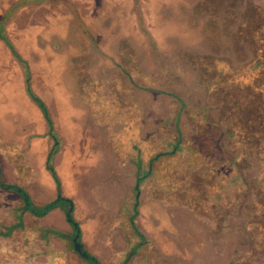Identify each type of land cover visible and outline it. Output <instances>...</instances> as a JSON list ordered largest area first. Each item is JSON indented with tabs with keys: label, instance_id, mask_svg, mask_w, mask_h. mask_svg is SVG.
I'll return each instance as SVG.
<instances>
[{
	"label": "rangeland",
	"instance_id": "374dc122",
	"mask_svg": "<svg viewBox=\"0 0 264 264\" xmlns=\"http://www.w3.org/2000/svg\"><path fill=\"white\" fill-rule=\"evenodd\" d=\"M257 5L264 8V0H0V41L5 45V35L24 59L28 41L35 39L44 45L46 37L63 36L49 31L55 25L51 19L57 16H71L72 26L79 30L82 27L85 38L94 34L95 39L106 42V36L113 35V39L107 37L109 43L115 44L108 53L105 47L101 48L103 54L79 47L80 51H90L88 57L101 56L115 62L114 72L109 67V73L103 64H95L97 94L85 101L93 106V115L99 121H114L116 157L108 161H102L97 151L88 146L82 130L71 126L74 111L69 105H75L77 99L70 95L63 100V91L77 88L78 79L62 80L60 77L66 71H62L64 65L58 61L43 73L39 61L44 56L33 53L30 57L32 93H41L42 89L46 96L55 94L47 96L50 105H60L56 113L65 116L73 135L66 137L67 143L59 151L55 164L51 156L52 167L64 185L59 182V188L43 191L36 176L29 183L32 196L25 193L38 211L62 194L74 209L78 207L83 217L76 223L80 239L84 238L83 248L99 264L120 263V256L129 247L126 238L130 224L126 222L138 219L132 213L129 220L130 213L123 209L136 176L144 172L138 171L136 156L128 153L131 144L126 137L131 135L123 128L124 119L130 122L135 135L146 142L148 151H165L170 140L177 136V127L186 148L187 159L183 162L174 160L168 164L164 160V165L154 164V176L142 187L137 203L139 223L134 227L142 233L144 248L152 256L151 263L146 259L148 264H264V168L259 166L264 161L263 95L255 97L253 103L243 96L241 101L226 102L225 108L212 107L208 114L211 123L205 119L203 109L204 87L212 76L224 68L232 69L254 60L259 47L255 32L246 28L245 18ZM28 31L32 41L26 35ZM83 36L72 44L82 46ZM127 38L132 40L131 45L126 43ZM135 44L142 47H132ZM4 45L0 98L13 101L20 98L17 90L13 91L20 87L16 77L21 71ZM62 53L60 48L58 54ZM8 57L11 61L7 63ZM214 59H219V63L212 64ZM208 61L210 64H205ZM208 67L211 73L204 78ZM107 77H111L108 82ZM250 88L240 89L241 94L252 93ZM128 92L131 114L130 105L123 99L114 104V100ZM174 94L184 99L189 108L179 109ZM36 106L41 119L47 122L44 111ZM255 108L259 113L254 112ZM177 109L180 116L176 124ZM0 157L5 159L3 154ZM2 162L7 168L10 161ZM11 163L14 168L24 167V180L30 177L29 164L23 158L12 159ZM7 171L6 180L25 183L19 175L12 176L11 168ZM43 178L45 182L48 180ZM19 188L24 190L21 185ZM6 197L0 194V216L5 215V220L12 222L15 197ZM65 209L59 204L51 209L56 211L35 217L37 226L39 223L65 238L73 235ZM35 222L27 226L36 225ZM12 240H0V264H15L16 257L19 264H27L23 258L32 255L34 247L29 244L24 248ZM12 242L19 244L20 251L12 249ZM146 254L142 249L136 253L140 264L145 262L142 258Z\"/></svg>",
	"mask_w": 264,
	"mask_h": 264
},
{
	"label": "crops",
	"instance_id": "0c3cea01",
	"mask_svg": "<svg viewBox=\"0 0 264 264\" xmlns=\"http://www.w3.org/2000/svg\"><path fill=\"white\" fill-rule=\"evenodd\" d=\"M94 4V2L92 3ZM90 4V6L92 5ZM50 22H55L54 27H50V32H54L52 34H59L63 33V36L59 34V36H51L46 37V43L44 45H39L36 40L32 41L30 38V31L26 32L27 37L31 39L32 42L28 41L27 48H29L26 52V58L24 59L22 56L23 54L21 52H18V55L20 58L25 62V65H22L19 63L16 58L12 55V52L10 49L4 45L0 41V61H3V58L5 59V56H3V49L2 45H4L10 54L11 58L14 59L15 62H17V66L19 65L21 74H17V81L20 87L16 86L17 89L13 91V93L17 90L16 95L19 94L20 98L15 99L13 101H3L2 97L0 98V149L3 156H5V159H2L0 157V169L1 170V181L4 183H10L12 185L20 186L24 188L25 192L29 194V196H32V192L29 190V183L33 181L36 176V181L42 183V188L47 190L48 188L54 190L56 188V184L51 178V174L48 172L46 165L48 158L53 155L54 164L57 161L58 153L61 150L62 147H64L67 143L66 137L73 135L72 130L70 129V125L67 126L65 120V116L63 114L58 115L56 111L59 109L60 105L53 106L50 105V100L47 98V96H55V94H49L46 96L44 91L41 89L40 92H36L33 94L39 98L42 103L44 104L47 114L50 118L52 127H53V133L54 137L50 135V127L48 126L47 122H44L42 118V114L40 113V110L36 106V103L29 97L27 90H26V69L29 73V84L31 86V73L33 71L30 68V61L31 55L33 53H37L39 55H43L42 62V71L47 69V67L53 66L52 63L59 62L60 64L64 65V70L66 73H62V80L63 78L66 81H69L71 79H78L77 88H71L70 90L63 91V94L65 95L63 100L69 99L70 95L75 97L76 104L75 105H69L74 111L73 114V124L71 126L77 127L82 130V133L86 136V141L88 143V146L93 147L92 150L100 155L102 161H108L115 156V124L114 121H109L108 119L104 121H99L94 115H93V106H90L88 103H85L87 101L89 96H94L97 94L98 88L95 87V82L98 81V73L97 68H95V64H103V66L107 67V73H109V67L111 68L110 71L114 72V68L112 63H115L111 59H107L101 56L96 57H88L87 54H90L89 52H86V50H79V47H82L84 49H95V53H102L101 48L105 47L106 53L109 52L110 48L115 47V44L112 45L109 43L110 39L109 36L113 39V35H107L106 36V42L103 41L101 38H94V34L90 35V37L85 38L82 33V27L79 29H76V26H72V18L69 17H63V16H57L54 19H51ZM61 24V25H59ZM56 26V27H55ZM61 27H63V30L61 31ZM80 32V34H79ZM68 34V35H67ZM98 35V34H97ZM83 36L84 39L81 38L80 44L82 46L78 47L75 44L78 37ZM108 37V38H107ZM9 40V39H8ZM124 40V39H123ZM121 40H118L117 42H120ZM132 40L126 39V43L130 44ZM123 42V41H122ZM2 43V45H1ZM12 44V42H10ZM74 43V44H72ZM49 44V45H47ZM72 45V46H71ZM112 45V46H111ZM131 45V44H130ZM14 50L15 45H12ZM71 46V48H70ZM129 46V45H128ZM131 47V46H129ZM132 47H138L141 48L142 45L135 44V46L132 45ZM131 47V48H132ZM63 49L62 55L58 54L59 49ZM31 50V51H30ZM57 50V51H56ZM22 55V56H21ZM31 57V58H30ZM10 58V59H11ZM6 58L7 63L11 60ZM88 60V61H86ZM100 60V61H99ZM54 61V62H53ZM15 64V68L17 69ZM59 64V65H60ZM89 64V65H88ZM2 65V64H1ZM112 66V67H111ZM2 67V66H1ZM76 69V70H75ZM12 71V72H13ZM44 73V72H43ZM75 73V74H74ZM80 73V74H79ZM1 74L0 76H2ZM113 75V73H112ZM112 77V76H111ZM111 77L106 78V82H108ZM52 78L46 77V80H51ZM86 79V83H84ZM88 79H91V83L89 85ZM22 83H21V81ZM50 83V82H49ZM16 85V84H15ZM47 85V84H46ZM51 85V83H50ZM61 89V88H59ZM69 89V88H68ZM58 90V89H57ZM140 91V89H135ZM33 91V90H32ZM96 108V107H94ZM39 112V113H38ZM68 132V133H67ZM100 133L101 135H99ZM119 137V136H118ZM117 139V138H116ZM120 141V140H117ZM122 142H125L124 139H122ZM127 142H130V139H127ZM90 150V151H92ZM54 153V154H53ZM8 157V158H6ZM17 157L23 158L25 161L28 162L30 169V177L26 178L25 180L23 177L25 176L23 171V166H20L18 168H14L12 166L11 160L15 159ZM116 157V156H115ZM11 158V159H10ZM2 160H9L10 162L7 165V168H11V174L12 176L18 177V175L21 177L20 179H23L24 182H20L21 184H13L12 179L6 180L5 175H7V168L5 165V162L3 163ZM9 166V167H8ZM21 168V171L19 169ZM20 173V174H19ZM59 182L64 185L57 173L55 172ZM76 176V175H75ZM48 178V180L45 182L44 178ZM74 180V179H72ZM44 186V187H43ZM55 192V191H54ZM36 193V192H35ZM43 192H40V194ZM0 194L14 198L15 202H19V197L15 193L12 192H0ZM42 197V194H41ZM63 197V194H62ZM65 197V196H64ZM36 199V198H34ZM67 199V198H66ZM38 201V200H37ZM40 202V201H38ZM42 203V202H41ZM2 208V207H1ZM56 210H51V212H54ZM50 212V213H51ZM82 214V212H81ZM73 216L74 220L78 221L80 220V211L78 207L75 209L73 208ZM33 222H37L38 220L36 218H31ZM139 220V214L138 219L135 221L137 223ZM35 222V223H36ZM139 223V222H138ZM37 225V223H36ZM38 226L42 227L41 224L38 223ZM82 234H85V231L83 232L81 228ZM84 238L82 237V242ZM52 248L49 249V252L47 253L46 257H38L34 258V262H38L39 264H65L68 262V264H77L80 263L79 260L73 256V254H67V253H61V246L57 242L52 243Z\"/></svg>",
	"mask_w": 264,
	"mask_h": 264
},
{
	"label": "flooded vegetation",
	"instance_id": "af4514ba",
	"mask_svg": "<svg viewBox=\"0 0 264 264\" xmlns=\"http://www.w3.org/2000/svg\"><path fill=\"white\" fill-rule=\"evenodd\" d=\"M254 8H255L254 10L253 9L249 10L250 13L245 18L246 21L245 24L247 30L255 32L256 35L255 40L259 48L256 51L255 58L251 62L249 61V63L247 64L245 63L243 65L233 67L232 69L224 68L223 70H219L220 72L217 73L216 76H212L210 78V82L206 84L204 87V91L206 95L203 100L205 119L208 122L210 121L212 122L210 116L208 115L212 107L215 106L220 107V105H223L225 108L226 102L228 101L232 102L235 101L236 99H239L241 101L242 100L241 97L243 96H245V99L250 101L251 103H253L255 97H260L261 95H263L262 98L264 99V8L260 5H257ZM256 22L260 23L259 24L260 26ZM217 63H219V59H214V61L212 62V64L215 65ZM205 64H210V63L208 61ZM210 73L211 71L208 67L207 73L203 75L204 78H206L207 74ZM248 87H251L249 89V92L252 93L241 94L240 89L248 88ZM128 90H130L131 93L134 91V90L132 91L131 89ZM130 92L125 93V95L121 94L118 99L114 100V104H116L119 99H123L126 103L130 105L128 110H130L129 113L131 114L132 104H130L131 103L130 102L131 98H129ZM172 97L176 100V102L179 103V109L181 108L184 109L187 107L189 108V105L178 94H174L172 95ZM192 106L194 107L196 105L192 104ZM179 109H177L176 112L174 113V115L176 116V120H175L176 124L180 116ZM259 111L260 110H258V108L257 109L255 108L254 110V112L257 113H259ZM261 112L264 117V109ZM169 121H171V117L167 122ZM122 122L125 123L123 128L127 130L129 136L131 135L130 137H126V138H130V144H131L128 153L130 155L136 156L135 161L139 162L138 171L140 172L144 170V172L141 175L138 174L136 176L133 190L130 193V196L127 198V203L124 205L125 207L123 208L125 211H128V213H130L129 220H131L130 218L133 214L134 215L139 214V208L137 207V203L142 193V187L147 184L149 178L154 176L153 175L154 164L158 162H160V165H164L165 162L171 164V162H173L174 160H179L180 162H183L185 159H187L186 158L187 156L185 151L186 148L181 143L182 136H180L178 127L176 128L177 136L176 137L174 136L175 138L174 140L172 139L170 140L171 143L168 145L169 148L167 147V149H165V151L161 153H156L154 149H152L151 151L146 150L147 147L146 142L142 141L141 140L142 138L140 139L135 135L136 132L134 131V128L132 127L130 122L127 121V119L122 120ZM213 126L214 128H216L217 124ZM262 159L264 160V158ZM164 160L166 161L164 162ZM259 166L264 168V161H262L261 164H259ZM0 182L4 184L1 181V170H0ZM4 185H9V184H4ZM11 186H16V185H11ZM1 191L12 192L18 195L14 191L3 190L0 187V192ZM18 197H19V202H21V205H19V202L14 205V209H13L14 212H12V219L14 221L12 222L8 221L9 222L8 223L7 220H5L6 219L5 215L0 216V228L2 225L5 226L4 230L0 229L2 231V234H0V240L13 239L16 240L17 243H20L21 246H24V248H26L29 244L32 245L34 247L33 254L30 256L28 255L27 258H23L24 261H27V264H39L38 262H34L33 259L38 257H46L47 253L49 252V249L52 248L53 246L52 244L53 242H57L60 244L61 253L73 254V256L75 255V257L77 256L78 257L77 259H79V262H81L82 264H94V263L99 264L93 256L89 255L84 250L80 239V231L78 235L77 232L71 227V231L73 232V235L68 236V238H65L62 234L52 230L50 231L49 229H47V227H40L34 224L28 227L27 225L33 222L31 218L32 217L35 218L38 216H36L33 213L35 211V207L32 205L30 199H29L30 203L28 204L26 201H23L19 195ZM18 218L20 219L18 220ZM134 219L130 222H126V224H130L128 226L129 236L126 238V240H129V247L126 249L124 256L123 255L120 256L121 261L119 264H140V261H138L136 257V253L140 252L141 249L143 254L147 253L146 256L142 258V262L145 261L143 264H148V261H146V259L150 261V258H152V256L149 257V253L144 248L143 244L145 242V239L142 238V233L138 229H136V227H134L135 224ZM17 243L12 242L13 245L12 249H15L16 252L20 251L19 244ZM122 245H123V241H121L120 243L121 247ZM3 246L6 249L7 246L5 245ZM79 248L81 249V251L82 250L85 251V254L89 256L90 261L84 259L81 256V254L78 252ZM0 256H2L1 252H0ZM17 258L18 257L14 259L15 264H19V260ZM151 262L152 261H150V263Z\"/></svg>",
	"mask_w": 264,
	"mask_h": 264
},
{
	"label": "trees",
	"instance_id": "16d2710c",
	"mask_svg": "<svg viewBox=\"0 0 264 264\" xmlns=\"http://www.w3.org/2000/svg\"><path fill=\"white\" fill-rule=\"evenodd\" d=\"M1 37H2V35H1ZM3 41L8 46V48L10 49V51L12 52V55L16 58V60L19 63H21L22 65H24L25 62L20 58V56L18 55V53L14 50L12 44L10 43V41L8 40V38L5 35H3ZM26 90H27V93H28L29 97L42 109V111H44V114H46V119H47L46 121H47V123H48V125L50 127V135H52V137L55 138L54 137V133H53V127H52L50 118L47 116L48 114L45 111L46 109H45L44 104L31 91V87H30V84H29V73H28V70L27 69H26ZM46 168L49 171V173L51 174L53 180L55 181L56 186L59 188V180H58V178H57V176L55 174V171H54V169L52 167V164H51V156L48 158ZM0 187L3 190H8V191H14V192H16L23 201H26L28 204L30 203L29 202V198H28L27 194L25 193V191L23 189H21V188H19L17 186L4 185L1 182H0ZM59 204L62 205V206H64L66 208L65 209L66 219H67L68 223L70 224V226L79 235V228H78V225H77L76 221L73 218V205H72V202L70 200H67L65 198H62L60 196L56 201L52 202L51 204L46 205L40 211H38V210H35L34 211V209H33V211H34L33 213L36 216H38V217L44 216L49 210H51L54 207H57ZM78 252L81 254V256L84 259L89 260V256L85 254V251L84 250L81 251V249L79 248L78 249ZM94 264H96V263H94Z\"/></svg>",
	"mask_w": 264,
	"mask_h": 264
}]
</instances>
